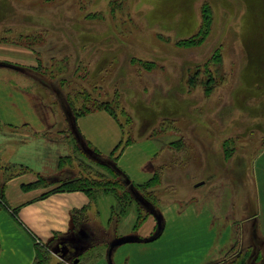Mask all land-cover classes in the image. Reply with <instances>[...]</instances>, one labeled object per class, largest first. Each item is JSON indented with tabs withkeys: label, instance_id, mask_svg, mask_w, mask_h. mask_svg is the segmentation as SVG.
I'll use <instances>...</instances> for the list:
<instances>
[{
	"label": "rangeland",
	"instance_id": "rangeland-1",
	"mask_svg": "<svg viewBox=\"0 0 264 264\" xmlns=\"http://www.w3.org/2000/svg\"><path fill=\"white\" fill-rule=\"evenodd\" d=\"M203 5L208 15H202ZM203 17L208 23L203 22ZM201 22L209 30L199 45L179 43L195 34ZM26 35L39 39L35 45L40 48L38 73L32 78L33 87L56 106L52 108L61 127L54 128L60 134H52L61 141L72 142L64 128L61 104L69 99L81 106L82 98L77 92L87 90L97 98L115 101L114 109L124 126H129L132 137L151 134L157 146L170 151L167 162L185 171L181 185L187 183L184 176L191 172L196 158L197 132L214 137L207 156L217 160L216 188L224 184L217 180L218 174L231 173L234 181L239 163H250L263 145V141L255 145L254 138L255 129L264 132L260 121L264 120V0H0V42L28 45L30 38ZM148 61L153 62L149 70L143 64ZM192 76L197 79L190 86L187 81ZM207 77L214 79L209 95L199 83ZM114 92L118 93L116 100H112ZM126 115L130 122H125ZM166 122L174 128L163 129ZM180 137L183 146L171 150L169 142ZM227 139L232 152L225 158L222 143ZM34 144L31 140L14 146L10 156L36 172L42 169ZM71 149L70 161L77 174L97 169L108 175L89 159L79 162ZM87 165L91 166L85 169ZM244 168L251 170V166ZM191 182L184 187L186 191L191 190ZM166 185L161 184L159 189L166 192L159 195V209L171 202L172 189ZM221 189L220 186L218 190ZM246 198L250 200V194ZM230 208H239L242 215V207ZM132 216L130 210L119 218L114 229L118 237L132 233ZM169 218V225H174L166 233L168 236L145 244H122L115 249L113 262L203 264L211 250L221 248L219 244L228 238V232L209 230L204 221L195 222L191 214L178 219L172 213ZM235 235L237 245L231 252L246 253L248 264H264V237L247 226L235 228ZM92 246L95 251L92 249L86 259L81 252L67 260L65 254L48 251L46 264H72L76 257L80 258L76 264H100L94 260L102 253L106 256V248L97 243ZM228 252L210 264L229 258L232 253ZM104 261L105 257L101 262Z\"/></svg>",
	"mask_w": 264,
	"mask_h": 264
},
{
	"label": "crops",
	"instance_id": "crops-1",
	"mask_svg": "<svg viewBox=\"0 0 264 264\" xmlns=\"http://www.w3.org/2000/svg\"><path fill=\"white\" fill-rule=\"evenodd\" d=\"M37 66L38 58L30 47L13 42H0V184L4 186L7 205L15 209L14 214L5 208V211L0 210V264H33L36 245H42L49 252L58 255L69 252L71 256L67 260L80 252L86 254V259L92 249L95 251L93 243L98 246L103 244L106 248V256L101 252L94 262L126 264L113 262L115 249L125 243H149L165 235L173 229L174 224L169 225V215L172 213L178 219L191 214L195 222L204 221L209 230L217 228L228 232L225 243H213L221 245V248L211 250L203 264L220 259L232 248L236 239L235 228L243 229L247 226L264 237L262 129H255L257 132L254 143L257 145L263 141V145L250 159V163H239L237 179L232 181L231 173L218 174L217 180L224 182L220 185L221 190H218L220 186L216 188L214 181L217 160L207 156L215 143L212 135L207 138L204 132H197L194 147L197 150L196 158L192 160V173L187 172L184 176L187 181L184 185H181V178L185 171L180 170L179 165L175 167L172 162H167L170 159L166 155L170 151L157 146L154 139L143 136L126 146L116 165L130 182L141 185L162 167L164 174L161 184H169L172 191L168 193L171 202L159 209V214L150 213L136 231L132 230V233L123 237H118L114 230L119 220L111 216V208L116 204L114 196L102 194L91 203L88 194L83 190L50 191L58 183L78 174L73 170L70 160L59 165L60 158L71 155L73 144L59 140L50 132L57 121L56 113L34 90L32 74L36 72ZM256 120L258 121L257 118ZM260 121L264 128V120ZM75 126L88 145L87 151L89 150V156L94 161L100 162V156H108L121 138L118 122L103 109H94L77 117ZM31 140L35 143L41 171L33 172L27 164L17 162L10 156L14 146ZM167 164L172 167L167 168ZM245 165L251 166L250 172L245 170ZM171 168L178 170L172 173ZM40 177L45 180L43 185L24 187ZM191 180V190L186 191L184 187ZM232 189L235 195H232ZM187 192H190L189 196ZM249 194L251 199L247 200ZM132 196L144 208H149V202L139 193L133 190ZM232 206L242 207V215L239 208L234 211V208H230ZM82 208L87 209L74 214V211ZM248 208L252 209L248 212ZM131 219H135V213ZM220 236L223 238V234ZM122 238L129 239L121 241ZM104 257L105 261L101 262ZM79 260V257L74 258L72 264Z\"/></svg>",
	"mask_w": 264,
	"mask_h": 264
},
{
	"label": "trees",
	"instance_id": "trees-1",
	"mask_svg": "<svg viewBox=\"0 0 264 264\" xmlns=\"http://www.w3.org/2000/svg\"><path fill=\"white\" fill-rule=\"evenodd\" d=\"M205 6L206 5H203L201 7L202 15L207 14L208 12ZM205 20L206 19L203 17V22H206ZM203 22H201L199 29L195 34L179 40V43L184 44V45H189V46L199 45L202 42L203 38H205L208 34L206 30H209L207 28L206 29L204 28L205 27L204 25L208 23V21L204 23V25H203ZM25 37L28 39L30 38V43L28 45L27 44H24V45L27 47H30L36 53L37 58H39L38 55H39L40 48L35 46L39 39L35 38L34 35H30V36L26 35ZM69 37L71 36L69 35ZM152 63H153L152 61L143 63L144 68L147 70L151 69ZM36 73H38V71H36L32 75L36 76ZM194 77L192 76V78L191 77L189 78V80L187 81L188 85L190 86L195 85L194 81L197 78H194ZM213 82H214V79L211 77H207V79H205L204 81L199 82L203 86V91L205 95H209L211 93L213 85H214ZM92 84H93L92 86H95V83H92ZM43 86H45V84ZM46 88L48 87L46 86ZM48 90L50 89L48 88ZM36 92H37V89H36ZM37 93L39 94V92ZM77 93H79L77 96L82 98L81 106H75V104L72 103V100L70 101L69 99H66L65 102L63 101V104H61L64 107L63 111H64L65 121H66L65 122L66 127L64 128H67L66 130L73 144V151L76 152L75 154L77 156L76 159L79 162H81L80 160L84 161V158L89 159L93 163V165H96L98 168H102L103 170H106L108 172V175H106L104 171H100L97 169L93 173H91L90 170H85V174L79 173L78 175L74 177L67 178L63 180L62 182L58 183L57 185H55L50 191L83 190L88 194L91 203H94L99 195H102V194L112 195L116 199V204L115 206H112L111 208V214H112L111 216L119 219L125 216L130 210L134 211L135 219L132 225V230L136 231L137 228L146 219V217L150 215V213L155 212L159 214V208L157 207L156 204L158 203L160 199L159 195L166 193V192L159 191L161 187L162 176L164 174L163 168L162 167L158 168L153 174V176L148 181H146L145 183L141 185H137V184L130 182L129 179L124 174V172L117 167L116 161L118 157L121 155V153L123 152V150L125 149V147L133 143L134 141H136L138 137H132L130 135L129 126L127 127L124 126V122L122 121L121 117L119 116L118 113H116L114 109L115 104L114 106L112 104L115 101L111 102L109 100H103V99L97 98L96 96H93L92 92L87 91V90L86 91L80 90ZM116 94L118 93L114 92L111 94L112 100L113 99L116 100ZM39 96L44 100V102L49 104L51 107L56 108V106L53 103L45 100L44 96H42L41 94H39ZM94 109H103L107 111L110 115H112L116 119V121L118 122L121 128V138L118 144L108 156L106 157L100 156L101 157L100 162L98 160L96 161L92 160V158L89 156L90 155L89 150L87 151V148L89 149V147L86 144V142L82 139V137L78 133L77 128L75 126V119L77 117L82 116ZM122 114L125 115L124 113ZM124 119H125V122H130L129 116H127ZM163 124H164L162 126L163 129L174 128V126H170V124L167 122ZM60 127L61 125L59 123V119H57L54 128L56 129ZM55 129L51 130L50 132L51 133L54 132ZM55 132L59 133L60 131L57 130ZM147 137L152 138V135L148 134ZM229 141L230 139L229 140L227 139V140H224L222 143V152L225 158H228L232 152V147L229 146ZM181 146H183L181 137L169 142V147L171 148V150L179 149ZM70 157L72 156L69 155V156H64L60 158L59 165H61V162L63 163L66 160H70ZM90 161L89 163L92 164ZM90 166L91 165H87L85 169H87ZM44 182H45L44 178L40 177L34 183L24 185V187L26 188L27 187H38V186L43 185ZM3 187L4 186L0 184V208H5L14 214L15 209L10 208L5 201ZM118 190H120L121 193H119ZM133 190L139 193V195L144 197L149 202L150 204L149 208L147 207L144 208L140 204V202H138L137 200L133 198L132 196ZM86 209L87 208H82L81 210L74 211V214L77 212H80V213L85 212ZM236 245L237 243L234 244V247L230 249L228 253H230L231 250L233 251ZM47 252L48 250L44 246L36 245L33 264H46V261L48 258ZM231 253H232L231 256H228L229 258L224 257L223 259H221V261L216 262L215 264H225L226 262H227L226 264H248L246 253L241 252V250H237L234 253L233 252Z\"/></svg>",
	"mask_w": 264,
	"mask_h": 264
},
{
	"label": "flooded vegetation",
	"instance_id": "flooded-vegetation-1",
	"mask_svg": "<svg viewBox=\"0 0 264 264\" xmlns=\"http://www.w3.org/2000/svg\"><path fill=\"white\" fill-rule=\"evenodd\" d=\"M66 255H67L68 257H70V256H71V253L66 252V253H65V256H66ZM67 256H66V257H67Z\"/></svg>",
	"mask_w": 264,
	"mask_h": 264
},
{
	"label": "water",
	"instance_id": "water-1",
	"mask_svg": "<svg viewBox=\"0 0 264 264\" xmlns=\"http://www.w3.org/2000/svg\"><path fill=\"white\" fill-rule=\"evenodd\" d=\"M127 239H129V238L121 239V241H124V240H127ZM76 261H77V260H75V262H76ZM75 262H74V263H75Z\"/></svg>",
	"mask_w": 264,
	"mask_h": 264
}]
</instances>
